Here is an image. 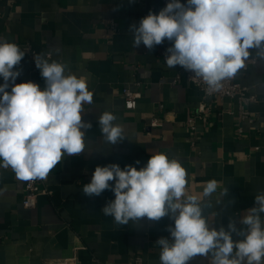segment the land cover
<instances>
[{
  "label": "crops",
  "instance_id": "obj_1",
  "mask_svg": "<svg viewBox=\"0 0 264 264\" xmlns=\"http://www.w3.org/2000/svg\"><path fill=\"white\" fill-rule=\"evenodd\" d=\"M164 7L162 0H0V40L25 52L14 69L21 73L15 83L46 86L33 59L40 55L65 64L66 75L85 77L93 92V103L84 105L82 114L92 125L85 130L87 147L78 156H64L47 179H40L44 193L36 207L23 206L26 181L0 168V264H134L136 257L160 264L156 242L171 240L167 228L174 221L145 217L116 224L101 210L115 199L113 191L93 197L82 191L97 166L139 170L150 155L163 152L185 168L188 194L202 196L206 182L215 179L220 187L202 204L210 205L204 215L217 230H227L230 222L240 229V217L256 206L255 196L264 192V61L251 50L249 59L256 62L236 75L257 97L244 105L253 120H243L236 98L205 99L188 80L194 73L166 66L160 53L172 42L165 39L151 50L142 43L134 47L131 26ZM109 21L117 27L111 41L105 37ZM124 88L141 91L142 97L127 102ZM106 111L124 130L125 139L115 145L105 142L98 123ZM240 238L233 233L234 240ZM189 264L210 261L197 256Z\"/></svg>",
  "mask_w": 264,
  "mask_h": 264
},
{
  "label": "clouds",
  "instance_id": "obj_2",
  "mask_svg": "<svg viewBox=\"0 0 264 264\" xmlns=\"http://www.w3.org/2000/svg\"><path fill=\"white\" fill-rule=\"evenodd\" d=\"M131 31L135 48L142 43L151 50L165 39L172 42L166 66L194 73L192 78L202 80L211 93L245 68L251 50L264 61V0H169ZM24 56L17 44L0 40V168H10L19 180H43L64 156L85 151V130L92 125L82 114L84 105L93 103V92L85 77L66 75L65 64L40 55L33 59L46 86L15 83L21 73L14 69ZM116 119L106 111L98 120L105 142L113 145L125 139ZM186 177L179 160L159 152L139 170L131 165L123 170L118 164L97 166L82 191L88 197L113 191L115 199L101 210L118 225L169 216L174 221V227L167 228L171 240L161 237L156 242L160 264H189L197 256L210 264H264V192L240 217V229L230 222L227 230H217L209 225L204 207L210 205L202 200L217 191L219 182L209 180L202 196L191 195ZM233 233L241 238L234 240Z\"/></svg>",
  "mask_w": 264,
  "mask_h": 264
},
{
  "label": "built area",
  "instance_id": "obj_3",
  "mask_svg": "<svg viewBox=\"0 0 264 264\" xmlns=\"http://www.w3.org/2000/svg\"><path fill=\"white\" fill-rule=\"evenodd\" d=\"M164 5H167L169 0H162ZM148 14H145L144 17H146ZM109 27L110 32L105 35V37L111 41L113 35L117 32V27L114 21H109ZM171 44H167L164 46L161 50V56L165 59L167 53V49L171 47ZM256 62V59H248L245 64V68L242 69V72L248 71L251 64H254ZM188 80L199 87L203 94L205 99L209 97H220V98H236L240 105H239V117L243 120L252 121V117L250 113L245 108V104H249L252 102L257 101V97L254 94L250 93V89L241 83H239L236 80V76L232 78L231 80H225L223 81V87L218 91H213L209 93L207 90V85L203 83L202 80H199L198 78H192V74L188 75ZM10 89V88H9ZM123 96L125 97V100L130 103H136L141 97L142 92L141 91H133L130 88H124L123 89ZM206 103L202 104V107H205ZM151 125L156 126L158 125L157 121H152ZM44 191L41 189L40 179L34 180V181H26L25 183V199L23 201V206L26 208H34L37 205L38 198L40 195H42ZM50 264H67V261H59L54 262ZM134 264H143L140 257H136Z\"/></svg>",
  "mask_w": 264,
  "mask_h": 264
}]
</instances>
